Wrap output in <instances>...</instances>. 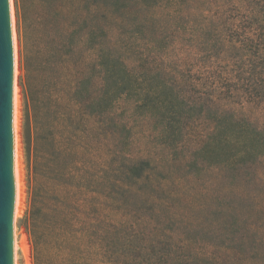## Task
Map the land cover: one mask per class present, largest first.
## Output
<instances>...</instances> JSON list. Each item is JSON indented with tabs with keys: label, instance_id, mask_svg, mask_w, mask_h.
Segmentation results:
<instances>
[{
	"label": "trees",
	"instance_id": "1",
	"mask_svg": "<svg viewBox=\"0 0 264 264\" xmlns=\"http://www.w3.org/2000/svg\"><path fill=\"white\" fill-rule=\"evenodd\" d=\"M228 1L145 0L147 11L128 18L131 39L141 35L165 54L178 50L164 64L137 67L140 60L129 66L109 46L100 0H26L23 10L15 0L22 139L34 190L20 222L36 250L32 264H117L118 244L123 262H137L130 254L139 251L153 252L139 264H154L178 257V241L183 249L176 236H156L164 233L157 219L164 199L155 188L137 189L154 181V167L129 157L131 129L115 118L121 101L130 100L131 113L149 119L156 139L173 150L194 122L203 138L186 161L194 173L212 167L236 179L264 160V122L244 114L242 102L264 106V0ZM132 200L153 203L152 218L129 213L131 233L124 236L128 211L123 219L118 206ZM160 237L168 239L167 251L155 250ZM253 243L260 249L264 238Z\"/></svg>",
	"mask_w": 264,
	"mask_h": 264
},
{
	"label": "rangeland",
	"instance_id": "2",
	"mask_svg": "<svg viewBox=\"0 0 264 264\" xmlns=\"http://www.w3.org/2000/svg\"><path fill=\"white\" fill-rule=\"evenodd\" d=\"M100 1L101 27L107 33L106 39L109 46L118 48L129 66L135 60H140L137 67H147V64L156 66L155 63L164 64L165 59L177 54V48H173L166 54L162 48H150L149 44L143 42L141 35L138 42L131 39L128 18L139 17L144 11H147L148 6L144 5L145 0H138V4L131 6H122L121 3L132 0ZM10 2L16 55L14 82L19 98L17 133L24 173L23 211L13 222L15 241L18 245L15 264H32L36 250L33 249L32 241L24 224L20 222L28 209L31 192L32 200L34 198V190L29 187L22 139L23 96L19 81L20 78L24 80V68L21 67L20 62L23 40L17 30L15 0H10ZM16 2L21 10L25 9L26 0H16ZM224 3H229V1L217 0L214 6L218 7ZM160 45L163 46L164 43ZM242 102L243 113L256 124H263L264 106L249 99H244ZM131 109L130 100H124L117 104L115 110V118L120 122L122 120L131 129L128 155L135 160H149L151 166L154 167L152 174L148 173L154 181L139 183L137 189L148 190L149 188L151 190L155 188L156 194L164 199L163 202L158 203L162 212L157 216L159 222H162L164 233L156 236H176L183 244V249L180 250V242L176 243L175 254L179 255L178 257L169 259L168 262L156 259L154 264H210L197 257L203 255L212 257L214 264H264V244L260 249H257L253 243L254 237L259 234L264 238V182L262 180L264 178V160L256 163L246 174H242L236 179L229 175L231 172L225 170L221 172L212 167H204L198 173H194L196 171L188 168L186 161L203 140L201 137L198 139L200 130L196 124L191 122L188 125L184 138L178 145L180 148L173 150L156 139L155 128H152L149 119L133 115ZM201 165L199 163V166ZM153 173L155 174L153 175ZM30 182L32 183V180ZM158 182L164 186L163 190L156 189ZM153 185L155 187H152ZM169 192H172L173 195L168 196ZM138 194L136 193V195ZM120 198L127 200L130 195L127 193ZM152 205L154 207L151 202L134 200L130 206L124 207L122 210V206L119 204V216L125 219L127 215L123 211H128L127 221L121 228L122 233H125L124 236H130V222L133 217L134 219L138 217L152 218ZM170 210L174 212V215L167 214ZM257 226L260 227L255 228ZM22 237L25 238L28 246L27 256L19 247ZM186 237L189 238L188 241H184ZM159 240L161 242L157 246L155 245V250L167 251L170 248L168 239L160 237ZM123 250L122 244H118L117 264H139L143 260H147L149 254L153 253L131 252L130 255L136 256L138 261L129 262L126 259V262H123ZM217 260L221 261L217 262Z\"/></svg>",
	"mask_w": 264,
	"mask_h": 264
},
{
	"label": "water",
	"instance_id": "3",
	"mask_svg": "<svg viewBox=\"0 0 264 264\" xmlns=\"http://www.w3.org/2000/svg\"><path fill=\"white\" fill-rule=\"evenodd\" d=\"M11 78V50L7 0H0V264H11L10 209L11 130L9 89Z\"/></svg>",
	"mask_w": 264,
	"mask_h": 264
},
{
	"label": "bare ground",
	"instance_id": "4",
	"mask_svg": "<svg viewBox=\"0 0 264 264\" xmlns=\"http://www.w3.org/2000/svg\"><path fill=\"white\" fill-rule=\"evenodd\" d=\"M10 0H7L8 26H9V41L11 50V78L9 89V103H10V130H11V181H12V201L10 209V255L11 264H15L16 247L15 233L13 222L16 217L21 215L23 211L24 201V173L22 157L18 143V127H19V98L15 86L16 74V55H15V41L13 36L12 24V9ZM19 247L22 249L25 256H27L28 246L24 237L20 240Z\"/></svg>",
	"mask_w": 264,
	"mask_h": 264
}]
</instances>
